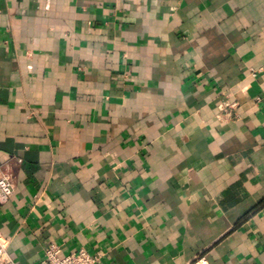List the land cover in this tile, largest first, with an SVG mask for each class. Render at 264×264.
<instances>
[{
    "label": "crops",
    "instance_id": "crops-1",
    "mask_svg": "<svg viewBox=\"0 0 264 264\" xmlns=\"http://www.w3.org/2000/svg\"><path fill=\"white\" fill-rule=\"evenodd\" d=\"M263 65L264 0H0L9 255L264 264Z\"/></svg>",
    "mask_w": 264,
    "mask_h": 264
},
{
    "label": "built area",
    "instance_id": "built-area-1",
    "mask_svg": "<svg viewBox=\"0 0 264 264\" xmlns=\"http://www.w3.org/2000/svg\"><path fill=\"white\" fill-rule=\"evenodd\" d=\"M264 70V65L259 68L252 69L255 76ZM234 107V104L231 105ZM222 108V107H221ZM224 109V108H222ZM15 182L13 173L7 164L0 163V208L7 203L15 192ZM201 260H204L202 258ZM100 256L92 254L86 248L82 247L70 253H63L62 247L57 243H50L45 251V258L32 264H97ZM0 264H21L16 262L8 253L7 244L2 240L0 230Z\"/></svg>",
    "mask_w": 264,
    "mask_h": 264
}]
</instances>
